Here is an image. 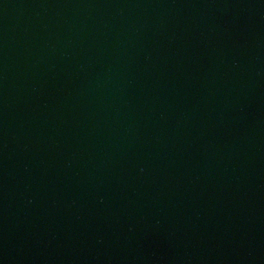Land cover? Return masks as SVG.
Wrapping results in <instances>:
<instances>
[{
    "label": "water",
    "instance_id": "water-1",
    "mask_svg": "<svg viewBox=\"0 0 264 264\" xmlns=\"http://www.w3.org/2000/svg\"><path fill=\"white\" fill-rule=\"evenodd\" d=\"M0 264H264V0H0Z\"/></svg>",
    "mask_w": 264,
    "mask_h": 264
}]
</instances>
